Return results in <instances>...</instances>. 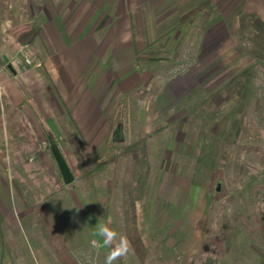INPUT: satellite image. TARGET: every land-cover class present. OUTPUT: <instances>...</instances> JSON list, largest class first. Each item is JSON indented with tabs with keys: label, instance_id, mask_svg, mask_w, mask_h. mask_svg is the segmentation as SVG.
<instances>
[{
	"label": "rangeland",
	"instance_id": "1",
	"mask_svg": "<svg viewBox=\"0 0 264 264\" xmlns=\"http://www.w3.org/2000/svg\"><path fill=\"white\" fill-rule=\"evenodd\" d=\"M44 1L54 5L61 1L64 6L60 15L70 19V27L85 21L81 27L90 17H94L91 25L95 26L98 16L107 12L106 28L113 25L128 28L127 31L136 27L130 13L132 9L128 7L143 6L150 17L149 21L146 18L145 25L150 23V29L155 26V39H150L136 57L138 64L135 62L131 72L139 70L137 81L136 76L132 77V85L137 86L127 92L119 104H113L111 137L116 129L120 134L116 138L131 139L153 133L157 125L165 128L149 139L153 166L143 194L135 201L136 233L135 227L127 226L130 217L125 214L128 201L121 182L125 162L109 163L103 173L85 176L86 170L93 171L99 161L114 153L111 137L100 153L85 159L76 140L77 133L65 128V119L60 120L59 133L51 138L59 141L76 179L70 185L64 183L50 150L51 138L44 144L46 152L42 164L45 167L38 177L34 171L37 165L41 167L38 158L27 161L28 165L22 163L28 171L21 169L19 172L24 177H12L10 185L14 193L22 191L23 199L34 209L25 231L20 227V233L5 234L7 241L3 245L11 253L8 257L11 264H38L40 259L42 262L41 252L34 248L40 241L51 248L57 264H72L69 256L74 258L75 255L80 264H104L109 249L90 247L92 239H100L94 235L97 225L104 223L127 235L128 239L136 233L143 243L142 251L131 244L133 251L115 264H200L201 259L220 253L215 246L206 244L220 237L232 242L221 264H255L256 257L253 251H247L243 240L247 235L258 247L263 244L254 221L258 212L264 213V158L245 150L246 146L264 148V37L251 25L257 14H250L236 0H223L231 2L230 8L221 9L215 4L216 18V13L210 14L212 10L207 5L210 0L200 5L195 3L185 10H182L183 3L169 2L166 8L164 0H124L130 19L120 23L115 19L117 16H112L120 0ZM42 2L28 0V11L21 12L22 22H18L19 18L12 19V24L16 25L10 32L15 40L30 17H34L38 3L45 4ZM154 2L159 5L157 12L153 11ZM11 3L20 4V0H11ZM170 11L172 14L168 16ZM34 19L38 25L36 17ZM215 26L217 30H224L207 42L208 51L203 50V42L209 39L207 30ZM25 61L32 64L28 56ZM181 63L184 66H179ZM236 78L243 84L242 89L233 84ZM205 99L210 100L206 110L200 105ZM12 126L15 133L25 135L16 139L18 145L30 142L23 123L19 128ZM33 156L31 153L30 157ZM185 183L193 192L186 207L181 209L183 203L178 199L183 194L170 193V190L174 186L184 191ZM219 184L220 190H217ZM197 191L202 193L199 195L204 209L195 224L191 212L198 207ZM168 194L175 198L172 202ZM198 224L200 229L195 228ZM190 227L202 233L203 240L196 253L186 256L180 244L186 236H193L194 231H188ZM0 228L3 233V227ZM62 243L64 245L60 246ZM23 244L33 252L38 250L36 257L29 250L23 252L22 258L12 252L13 246L21 251Z\"/></svg>",
	"mask_w": 264,
	"mask_h": 264
},
{
	"label": "crops",
	"instance_id": "2",
	"mask_svg": "<svg viewBox=\"0 0 264 264\" xmlns=\"http://www.w3.org/2000/svg\"><path fill=\"white\" fill-rule=\"evenodd\" d=\"M236 1L243 4L247 12L256 13L264 21V0ZM163 2L166 8L169 2L183 3L182 10H185L195 3L202 4L204 0H164ZM27 3L28 0H20V4L13 5L11 0H0V99L4 119L0 131V227H3L4 231L2 233L0 228V264H11V260H8L11 253L4 249L3 245L7 241L5 234L13 231L15 234L20 231V227L25 231L34 209L33 205H29L27 200L23 199L22 191L17 194L13 192L10 185L11 178L24 177L19 171L23 168L28 171V168L22 166V163L26 162L25 164L28 165L27 161H34L35 158L39 159L41 167L37 165L34 171L36 170V177L40 175L42 167H45L42 164L46 152L44 144L51 137L53 138V134H57L60 120L63 119H65L63 121L65 128L77 133L76 140L79 148L86 155L85 159H91L92 154L100 153L111 137L113 107L120 103L127 92L137 86V84L132 85V77L136 76L137 81L139 70L136 69L135 73L131 71L140 51L148 45L150 39H155L156 33L155 26L150 29V23L145 25L146 18L149 21L150 17L147 16L146 11H143V6L132 4L128 7L132 9L130 13L136 27L130 26L127 31L128 28L113 25L106 28L109 16L107 12H102L98 16L99 21L95 26L91 25L94 17H90L81 27L80 25L85 21L79 22L80 25L77 27H70V19L67 20L65 15H60L61 6L64 4L61 1L56 5L45 2V4L38 3L37 12L33 14L40 26L39 35L33 45L27 46L17 42L10 32L13 25H16V23L12 24L13 18H19L18 22H22L21 12L28 11ZM154 3L155 12L159 5L157 2ZM119 4L117 9L114 7L115 14L113 13L112 16H117L115 19L121 23L126 18L130 19V13L128 8L125 9L124 0H120ZM215 4L221 9L224 6L232 7L231 2L210 0L207 3L212 10L210 14L216 13ZM118 8L121 10L119 11ZM201 8L204 9L203 6ZM176 10L177 8L172 13ZM172 13L170 11L166 14L170 16ZM217 16L216 13L215 18ZM223 30H217L216 26L210 27L207 30L209 39L206 43L203 42L202 49L208 51L210 48L207 42H210L214 36L217 37ZM27 56L31 58L32 64L26 63ZM14 119L23 123L26 137L30 141L27 144L21 146L16 143V139L25 135L13 131L15 127L10 124ZM56 142L59 145V141ZM31 153L35 155L33 158L30 157ZM175 182L180 183L178 179H175ZM172 188L170 193L183 194V197L178 199L183 203H180L183 205L180 208L183 209L189 202V195L193 192L192 187L185 183L184 191L178 187ZM199 194H202L201 191H197L198 207L191 212L193 213L191 220L193 219L195 224L198 221L197 216L201 217L204 209V201ZM15 195L18 201L15 200ZM167 198L170 202L175 199L169 194ZM195 228L200 229L199 224L195 225ZM188 231L193 232V227ZM194 232L193 236L183 238L180 244L181 251L186 256L196 253L201 246L202 233ZM243 241L247 251L250 253L253 251V257H256L255 264H264V242L262 241L263 244L258 247L254 244L255 240L247 235ZM46 246L41 241L37 246H33L39 249L40 257L43 258L38 264H57L54 261L53 251ZM17 247L13 246L12 252H17L20 258L24 257L23 252L29 250L25 244L22 246L23 249L21 247V251ZM29 251L36 257L35 253L38 250Z\"/></svg>",
	"mask_w": 264,
	"mask_h": 264
},
{
	"label": "trees",
	"instance_id": "3",
	"mask_svg": "<svg viewBox=\"0 0 264 264\" xmlns=\"http://www.w3.org/2000/svg\"><path fill=\"white\" fill-rule=\"evenodd\" d=\"M251 25L253 29L261 34V37H264V21L261 20L259 17H254L251 21ZM25 28L21 30V33L16 37L17 42L23 45H33L36 38L39 35L40 28L35 23V19L33 16L30 17L29 22L25 24ZM180 66V65H179ZM184 66V65H181ZM239 79V78H238ZM233 80V84L239 85L240 89L243 88V84H241V81ZM241 85V86H240ZM210 100L205 99L203 102H201V108L206 110L207 107H209ZM198 110V109H197ZM2 104L0 101V131H2L3 128V118H2ZM11 125H15L17 128L21 126V123L19 121H13ZM120 126L123 125V123L119 124ZM165 126H158L155 127L153 130V133L149 135L144 136H137L134 138H125L120 137L119 139L116 138L119 137V129H116L114 132H112L111 139L113 140L110 145L114 147V153L111 156H107L104 160L99 161L97 166L93 171L86 170L85 176L92 177L97 174H101L105 171V169H108L109 163L118 162L120 160H123L125 162V170L123 173L122 179V185L124 189V196L125 199H127L128 202H126V216L130 217L129 222H127V226L129 228H133L136 225V214H135V201L137 197H141L143 194V190L146 186L147 179L149 178V175L152 170V161L150 157V145H149V139L155 134L160 133ZM245 150L250 153H258L261 158H264V148L259 146H246ZM253 151V152H252ZM128 203L130 205L128 206ZM256 231L259 233L261 240L264 242V213L258 212L256 214ZM57 229V228H56ZM136 230V227H135ZM137 233V230H136ZM133 236H129V239L132 245L137 246L138 251L143 250V243L137 234ZM207 242V241H206ZM209 245H213L219 250V254L216 257H206L204 259H201L200 264H221L223 259L226 257V255L230 252V247L232 246L231 240L227 239L226 237H220L217 239H210L208 241ZM231 244V245H230ZM64 245L63 243L60 244ZM67 248V247H66ZM62 249H64V246H62ZM58 250V249H57ZM61 250V249H60ZM62 252V251H61ZM58 252L59 255L62 253ZM73 254V253H72ZM74 256V255H73ZM61 259H64L63 256H60ZM62 261V260H61ZM69 262H72V264H80L77 260V255H75L74 258L69 256Z\"/></svg>",
	"mask_w": 264,
	"mask_h": 264
},
{
	"label": "clouds",
	"instance_id": "4",
	"mask_svg": "<svg viewBox=\"0 0 264 264\" xmlns=\"http://www.w3.org/2000/svg\"><path fill=\"white\" fill-rule=\"evenodd\" d=\"M94 235L100 239L90 241L92 249H109L104 258V264H115L116 261L128 256L133 251L127 235L118 232L107 223L98 224Z\"/></svg>",
	"mask_w": 264,
	"mask_h": 264
},
{
	"label": "water",
	"instance_id": "5",
	"mask_svg": "<svg viewBox=\"0 0 264 264\" xmlns=\"http://www.w3.org/2000/svg\"><path fill=\"white\" fill-rule=\"evenodd\" d=\"M50 150L58 164L59 171L61 173L62 179L66 185H70L75 181V175L66 160L63 152L61 151L57 142H55L52 138L50 139ZM217 190H220V184L217 187Z\"/></svg>",
	"mask_w": 264,
	"mask_h": 264
}]
</instances>
